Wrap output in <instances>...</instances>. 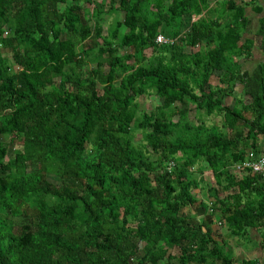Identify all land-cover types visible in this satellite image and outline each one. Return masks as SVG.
Segmentation results:
<instances>
[{"label":"trees","instance_id":"trees-1","mask_svg":"<svg viewBox=\"0 0 264 264\" xmlns=\"http://www.w3.org/2000/svg\"><path fill=\"white\" fill-rule=\"evenodd\" d=\"M263 55L264 0H0V264H264Z\"/></svg>","mask_w":264,"mask_h":264},{"label":"crops","instance_id":"crops-1","mask_svg":"<svg viewBox=\"0 0 264 264\" xmlns=\"http://www.w3.org/2000/svg\"><path fill=\"white\" fill-rule=\"evenodd\" d=\"M249 9L247 13L250 15L251 9L250 10ZM260 17L261 15H259L257 22H256L254 21L255 19H253L255 17L251 16L252 22L249 27V30L251 29L252 26H255V28H258V22H259ZM195 19L196 18H193L192 20L194 21ZM252 36L253 35L249 37H252ZM262 60H264V55L260 57V61ZM259 144H260L259 155L260 154L264 155V137H261ZM215 231L217 232L216 233L217 236H219L218 239L222 242V244L224 243L226 252L229 255H231V257L236 262H241L244 259H253V260H259L261 262H264V249L260 246L262 236H261V233L257 229H251L247 237L244 239L237 238V237L235 238L227 237V232L225 231V228L221 225L219 226V228H215ZM220 235L223 236L224 238H221ZM247 240H249L250 242H248Z\"/></svg>","mask_w":264,"mask_h":264},{"label":"rangeland","instance_id":"rangeland-1","mask_svg":"<svg viewBox=\"0 0 264 264\" xmlns=\"http://www.w3.org/2000/svg\"><path fill=\"white\" fill-rule=\"evenodd\" d=\"M96 1H101V0H96ZM215 0H212V2H214ZM219 2L220 1H222V0H218ZM239 3H240V0H237ZM106 10H107V12L109 11V5H107L106 6ZM250 10V9H249ZM250 15L252 16V17H255V18H253V19H255L254 21H256L257 22V19H258V17H259V15L260 14H257V13H255L252 9L250 10ZM115 17H118V19L119 20H122L123 19V15H122V13L121 12H118V11H115L112 15H108V16H106V18L108 19L107 21V24L109 25L111 22H112V20H114V18ZM252 19V20H253ZM256 24V23H255ZM254 24V25H255ZM108 25L107 26H105V30L107 31V29H108ZM191 25H192V21L190 20V16H188V17H186L185 19H184V22H183V26H182V31L184 32V33H187V32H189L190 30H191ZM257 28H255V26H252L251 27V29L247 32V33H245L246 35H245V37H249V36H251V35H253L254 34V32H256L255 30H256ZM260 57L261 56H259L258 57V59H256V60H254V61H249V62H246L245 63V65H244V67L246 68V69H248V70H253L254 68H255V66H256V64L260 61ZM91 67V66H90ZM244 89H243V86L242 85H239L238 86V91H243ZM139 102H141V108H146V109H150V108H152V107H154L155 105H157V104H159L160 103V101L158 100V99H156L155 97H148V98H146V97H142V98H140V100H139ZM221 120H222V116H219V115H214V116H212V117H210V119H208L207 118V124H211V123H216V124H221ZM189 122L191 123V124H195V122H196V112L195 111H192L191 113H190V115H189ZM138 135L136 136V140H140V138H141V133H137ZM2 139V137H0V140ZM3 139L6 141V142H9L8 141V139L7 138H5V137H3ZM260 139L261 138H259V141H260ZM16 148H18L17 146H11V149H10V155H12L13 153V151L14 150H16ZM206 177L208 176V174L207 175H205ZM51 178H53V177H51ZM55 179L56 180H59V178H57V177H55ZM197 193L199 194V191L197 190ZM199 197H202L201 196V194H199ZM196 209V208H195ZM195 209H193V210H195ZM224 228H226V227H224ZM248 242H250L249 240H247Z\"/></svg>","mask_w":264,"mask_h":264},{"label":"built area","instance_id":"built-area-1","mask_svg":"<svg viewBox=\"0 0 264 264\" xmlns=\"http://www.w3.org/2000/svg\"><path fill=\"white\" fill-rule=\"evenodd\" d=\"M157 42L165 44L171 42L170 39L160 34L157 37ZM237 171L250 170L254 174L262 176L264 178V155L256 156L254 153H250L241 163L235 165Z\"/></svg>","mask_w":264,"mask_h":264},{"label":"water","instance_id":"water-1","mask_svg":"<svg viewBox=\"0 0 264 264\" xmlns=\"http://www.w3.org/2000/svg\"><path fill=\"white\" fill-rule=\"evenodd\" d=\"M194 212H196L198 214L199 217L203 216L205 214V208L201 207V208H196L194 210Z\"/></svg>","mask_w":264,"mask_h":264}]
</instances>
